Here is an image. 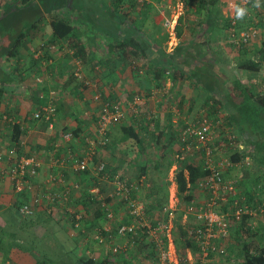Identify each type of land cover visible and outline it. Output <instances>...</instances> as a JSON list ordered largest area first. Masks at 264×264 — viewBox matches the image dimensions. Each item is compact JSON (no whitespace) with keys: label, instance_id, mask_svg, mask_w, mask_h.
<instances>
[{"label":"crops","instance_id":"obj_1","mask_svg":"<svg viewBox=\"0 0 264 264\" xmlns=\"http://www.w3.org/2000/svg\"><path fill=\"white\" fill-rule=\"evenodd\" d=\"M10 1L0 0V21L5 17V10ZM110 1L75 0L74 3L79 6L77 9L58 11L51 15L43 14L38 23L23 30L24 35L19 48L12 55L0 57V116L5 115L10 121L0 122V146L3 149L13 143L11 130L13 126H17L20 130L19 138L25 140L28 151L36 153L44 164L49 162V152L55 142L60 145V153H66L67 150L74 152L75 145L63 142L60 133L73 130L76 131V135L91 137L100 108V101H94L92 97L100 94L101 100L120 104L125 109V117L122 122L110 128L109 144L97 151L94 161H103L109 174L128 177L132 166L128 162L136 161L137 152H131L128 147L130 142L121 131L123 126L136 128L144 145L147 142L153 144L150 133L147 134L144 130L145 125L153 121V128L162 136L160 141L167 143L169 132L173 130L177 132L183 121H196L203 115L208 116L209 112L208 117L213 121H220L215 128L217 137L220 138L219 132L227 123L231 106L241 100L235 85L239 83L255 91V85L252 84L254 72L241 69L239 66L240 63L251 62L252 57L261 54L264 46L258 47L255 44L251 47L250 44L247 49H242L243 53L235 51L228 42L225 30L219 32L221 35L214 36L215 40L209 41V35H205L207 29L200 27L194 7H184L181 0H142L146 3V8L136 9L132 13L131 16L137 18L135 23L120 25L117 29L119 32L115 35L111 24L100 25L95 21L107 18V10L90 8L99 2L107 7ZM161 1L166 2L167 11L161 9ZM226 1L228 0H222L221 5ZM82 6H88V9ZM219 9L221 16L225 18L222 7ZM55 16L71 21L73 30L69 37L52 38L50 20ZM179 16L183 18V25L182 36L177 39L174 27ZM169 20H172L171 26H166L165 21ZM241 22L240 25L243 27L245 23ZM130 31L139 33L138 36L151 46L149 47L151 51H156V55L159 51L171 54L182 47L183 55L176 63L183 65L182 75L177 76L176 80L166 78L162 81L164 95L156 88L149 62L143 61L139 56L136 58L123 56L121 51L117 53L113 49L115 43L122 42ZM9 41L4 39L0 32V48L7 46ZM202 68H208L216 77L219 90L215 95H206L199 90L200 88H195L190 79L193 70ZM36 78L40 82H36ZM167 91L169 93L165 95ZM144 92L150 93V96L136 105V112L132 111L134 96ZM48 104H53L56 109L55 119L50 128L44 121H34L30 118L33 112ZM149 114L152 115L150 120ZM239 141L246 146L243 140ZM144 155L139 158L144 159ZM196 163L201 162L197 160ZM174 166L172 163L171 167ZM45 172L46 170L43 174ZM74 178L82 183V188L78 193L71 195L70 206L88 211L84 222L86 234L78 237L79 241L86 242L84 244L88 248V256L97 261L106 258L111 264H136L135 250L139 249L144 253V246L140 245L137 249L126 247L127 250H123L126 241L114 234L117 214L118 216L121 214L120 205L115 203L112 206L116 215L115 221H108L103 215L96 217V208L99 207L85 192L86 186L92 184V180L82 175ZM74 178L71 176L69 180L73 181ZM172 186L174 189L175 184ZM99 187L103 197L112 189L105 181L100 182ZM196 195V199L200 200V193ZM16 199L9 183L0 180V214L6 213L5 218L1 215L0 228H3L7 235L16 234L22 241L32 228L31 225L45 226L44 230L49 228L48 237H52L56 245L50 250L44 243L42 249L48 248L49 253L57 258V264H76L74 260H68L69 242L63 240L66 245H62L58 240L61 239L59 231L64 235L69 233L68 224L52 219L41 211L35 212L30 218H21L15 209L18 219H14L7 211L13 208ZM88 202L92 204L88 205L87 209L83 203ZM106 228L111 230L114 243L121 247L120 255H111L105 246L98 245L92 238L94 229ZM10 244L9 242L6 244L7 258L0 252V264L35 263L28 252Z\"/></svg>","mask_w":264,"mask_h":264},{"label":"built area","instance_id":"obj_2","mask_svg":"<svg viewBox=\"0 0 264 264\" xmlns=\"http://www.w3.org/2000/svg\"><path fill=\"white\" fill-rule=\"evenodd\" d=\"M220 7L225 18L229 20L226 34L228 42L235 46V50L247 49L250 44L251 47L255 44L258 47L264 46V0H259V6H256V0H228ZM237 8L247 10L242 19L236 16ZM241 21L245 25L237 29L236 25ZM165 25L171 26V21H165ZM251 62L257 66L252 84L255 85V92L262 96L264 49L261 54L252 57ZM36 82L40 80L36 78ZM92 98L100 101L92 136L75 135L72 130L60 133L63 142L75 145L74 152L67 150L66 153H60V145L55 142L49 152L50 160L44 164L36 153L28 151L22 138H18L5 149L0 146V180L9 183L17 198L18 216L30 218L35 212L41 211L52 219L71 225L73 234H86V215L81 210L72 208L70 202L71 195L82 188V183L74 177L88 174L92 184L86 186V195L97 201L106 220L115 221L117 218L114 234L126 241L122 249L146 246L143 252L146 251L147 254L135 250L136 264H213L230 256L228 237L231 229L240 223L243 216H263L264 212V180L252 188L258 196L257 201H254L246 199L245 195L236 190V178H228L229 174L247 170L252 164L248 149L239 141L233 128L223 126L219 138L215 128L220 121H213L203 115L196 121H183L178 129L180 147L176 159L195 163L198 160L203 170L208 172V175L195 183L194 190L200 193L201 199L194 197L188 203L183 202L180 210L182 216L178 223L185 228L182 239L190 240L194 244L197 251L193 253L188 248L177 249L174 244L173 231L179 206L175 188L162 210L156 214L148 213L147 202L141 198L139 186L129 184L119 175L111 179L105 163L94 161L97 151L109 144L110 128L124 120L125 109L116 102L101 100L100 94ZM140 101L144 100L140 96H134L132 111L136 112V105ZM55 115L54 105L48 104L33 112L30 118L44 121L50 128ZM151 118L152 115L149 114V120ZM0 122L10 121L2 115ZM149 127L153 128V121ZM173 169L175 171V166ZM71 176L73 181L69 180ZM102 181L108 182L112 187L105 197L99 187ZM112 202L120 205V216L117 214L116 217L114 214ZM101 230L105 232L104 235ZM92 238L113 255L121 250L114 243L109 228L94 229Z\"/></svg>","mask_w":264,"mask_h":264},{"label":"trees","instance_id":"obj_3","mask_svg":"<svg viewBox=\"0 0 264 264\" xmlns=\"http://www.w3.org/2000/svg\"><path fill=\"white\" fill-rule=\"evenodd\" d=\"M74 1L75 0H11L5 10V17L0 21L1 35L4 39L10 40L7 46L0 48V57L13 54L21 44L24 35L22 33L23 30L27 26L30 27L38 23L43 14L51 15L52 13L58 11L79 8ZM181 1L184 7H194V13L197 15L200 27H202V29H207L205 35H209V41L215 40L214 36H216V31H226V28L229 26V20L220 14L219 8L222 0ZM82 7L88 9V6ZM90 8L95 10L99 9L101 11L107 10V18L102 21H95L100 25H103L104 23L111 24L114 28L113 32L117 35L119 32L117 29L120 25L135 23L137 18L132 17V13H134L136 9L146 8V3L136 2V0H111L107 7L102 2H99V4L92 5ZM96 16L97 15L94 16L95 19L97 18ZM107 20H109V22ZM182 21V16H179L174 27V33L177 39L182 36ZM240 24L241 22H238L236 25L237 29L241 28ZM50 27L52 29L53 39L67 38L73 30L69 19L57 16L51 18ZM138 34L139 33L137 32L130 31L122 42L120 41L119 43H115L116 45L113 49H115L117 53L118 51H121L123 56H133L134 58L139 56L143 59V61L149 62L153 79L156 82V88H158L160 93L164 95V89L162 90V81L166 78L176 80L177 76L182 75L181 66L183 67V65L180 66L179 64H176L178 63L179 57L183 55L182 47H179L171 54L159 51L156 55V51H151V46H149L141 36L139 37ZM207 44L208 42H206V45ZM230 45L233 50L236 49L233 44L230 43ZM239 51H242L241 53H243L244 50L240 49ZM239 67L250 72H255L257 70V66L253 64V62L248 61L240 63ZM190 79L193 82L194 87L200 88L199 90L205 92L206 95H215L219 90L217 87L216 77L208 68L193 70L190 73ZM235 88L237 94L241 95V100L238 103H233L231 106L232 110L227 115V123L225 126H231L239 139L243 140V142L247 145L249 155H251L252 160L251 167L247 170H243L236 178V190L239 191L241 195H245L246 199L248 198L249 200L251 199L257 201L258 196L255 195L252 188L264 178V95L260 96L255 91H252L251 88H246L239 83L235 85ZM168 93L169 92L167 91L165 95H168ZM135 96H140L143 100H146L150 96V93H137ZM207 101L205 102L207 103ZM207 114L208 116L210 115L209 112ZM144 130L146 131L145 133H150V139L153 141L152 146L154 151L160 152V156H158L159 160L155 161L152 166L153 169L155 171H160V169L163 168L162 176L165 177L172 163L175 164L173 182L175 184L176 196L180 201L188 203L197 196L196 191L194 190L196 181L204 178L208 175V172L203 170L201 164L193 163L190 160L183 161L176 159L173 161V158H171L172 153L177 155L180 147L178 131L176 132L173 130L171 131L172 133L169 132V136L166 140L167 143H163L160 141L162 137L161 134H158L155 128H150L149 125H145ZM121 131L124 137L131 143V150H133V148L136 149L135 151L133 150V152H137V159L136 161L128 162V164H132L128 177L124 175L119 176L120 178L125 179L129 184L136 187L139 186L141 191L142 188L140 181L142 178L146 177L148 165L145 162V155L144 159H140L139 157L144 154L146 146L142 143L139 133L133 126H123ZM11 133L13 142H16L20 137L19 128L17 126H13ZM73 133L76 135V131H73ZM87 175L88 174H82V176ZM108 175L111 179L115 176L113 173H108ZM164 177H161L162 181L164 180ZM165 186L167 185L162 186L160 184L154 186L152 190H147L146 199L148 201H145L147 202L146 209L148 213L156 214L162 210L164 206H166L168 194L165 192ZM87 197L89 198V196ZM92 201L98 205L95 199ZM18 204L19 203L16 202L10 210L14 211L17 209ZM91 204H89V202L87 204L83 203L84 207L87 206V209L88 205ZM81 211L84 215H87L86 213L88 211L86 209V212L84 210ZM102 215L104 216V212L101 209L99 210V208H96V217ZM262 215L263 216L257 215L256 217L243 216L240 223L231 229L228 237L230 256L222 258L220 260L223 262L222 264H224V262L226 264H264V212ZM3 217H6V213H4ZM11 217L13 216L11 215ZM179 220L180 217L177 216V221L173 231L174 244L177 249L188 248L195 253L197 249L194 244L190 240L183 241L182 239L185 236V228L183 229V226L178 223ZM189 220L192 222V219ZM68 226L71 228V225L68 224ZM31 227L32 228L30 230L35 228V226L32 225ZM30 230L28 233L34 235L33 230L32 232ZM3 232V228H0V252L5 254V258H7V252H5L7 248L6 244L9 242L11 243L10 246H15L20 249L22 248V251L28 252L35 261L34 264H57V258L54 256L49 255L50 258L45 259V257L41 256V254H38L34 246L29 243L31 241L29 238L25 237V240L21 241L16 234L12 233L7 235L6 232H4L5 234H3ZM101 232L103 235L105 234L103 230H101ZM43 234L44 236L40 240L43 241V243H45L50 250L54 249L56 242L53 240H47V238H49L47 230H44L42 235ZM79 236H82V234H73L71 229L69 230V233H67V240H69V244L72 245V247L67 245L70 249L67 253L68 260H74L76 264H111V262L106 258L102 261H97L88 256V248L84 244L86 242H82V240L79 241ZM2 237H5V239ZM95 242L97 243V241ZM97 244L100 245L99 243ZM62 245L66 244L62 243ZM139 247L140 245L137 246V248ZM71 249L73 250L71 251ZM143 249L146 250V246H144ZM120 253L121 252L114 254V256L120 255ZM143 254H147V252L145 251ZM5 258L4 260H6ZM65 260L67 259L65 258Z\"/></svg>","mask_w":264,"mask_h":264},{"label":"rangeland","instance_id":"obj_4","mask_svg":"<svg viewBox=\"0 0 264 264\" xmlns=\"http://www.w3.org/2000/svg\"><path fill=\"white\" fill-rule=\"evenodd\" d=\"M160 6H161V9L163 8L165 11L168 10V6L166 5V2L161 1ZM171 8H172V6H171ZM169 21L172 22V20H169ZM215 34L217 36L218 35H221V33L217 32V31L215 32ZM145 145H146V150L144 151V154H145V157H146L145 162L147 163L148 166H147V174H146V177L145 178H142L141 181H140L141 182L140 183L141 184V188H142L141 191H140L141 198L144 199V200H146V201H148L146 199L147 198V194H146L147 190L148 189L149 190H152V188L154 186H157V185H160V184L162 186L163 185H167V186H165V192L168 194V196H169L170 193L173 194V192H174L173 186L171 187V185H173V176H172V172L174 171L173 167H170V169L166 173L165 177L162 176L163 168H161L160 171H155L152 166H153V164L155 163L156 160H159L158 159V156H160L159 155L160 152H158V151L155 152L154 149H152L153 148L152 144H148V142ZM128 147H130V149H131V143L129 144ZM133 150L135 151L136 149L133 148ZM133 150L131 152H133ZM171 158H173V161L176 160V155H174L172 153V157ZM240 173L241 172L233 173L232 175L229 174L228 175V178H237L240 175ZM161 177H164V180L163 181H162ZM178 201H179V206H177L176 215L178 217H180V221H181V216H182L181 214H182V212L180 210L183 207V202L180 201V200H178ZM113 204H115V202ZM9 212H10L9 214H11L13 216V218H15V219L18 218L17 215H16V213L13 210H10ZM1 215L3 216V214H0V218L2 217ZM43 227H45V226H43ZM43 227H41V225H36L35 228L32 229L33 230V234L35 236L34 235H31V233H28L26 236H24V238L26 237V238H29L31 240L29 243L34 246V248L36 249V251H37L38 254H41V256L45 257V259H49L50 258L49 255H51V254L48 252V248L46 250H43L42 249L44 243H43V241L40 240L44 236V234L42 235V233H41L42 230L44 231V228ZM46 228H47V226H46ZM48 229L49 228H47V230ZM32 230H30V231L32 232ZM65 234L66 235H64L61 231H59V237L61 239H58V240L60 242H62V243H64L63 240H65L67 242H70V241L67 240V233H65ZM47 240L51 241L52 240V237L47 238ZM67 245L69 247H71L70 246L71 244H67ZM181 252L183 253V250H181ZM222 263L223 262H218L217 261L216 263H213V264H222ZM224 264H226V263L224 262Z\"/></svg>","mask_w":264,"mask_h":264},{"label":"clouds","instance_id":"obj_5","mask_svg":"<svg viewBox=\"0 0 264 264\" xmlns=\"http://www.w3.org/2000/svg\"><path fill=\"white\" fill-rule=\"evenodd\" d=\"M256 6H259V0H256ZM246 9L244 8H237L236 9V16L238 19H242L246 13ZM246 148H247V145H246ZM248 149V148H247ZM249 151V150H248ZM174 183V182H173Z\"/></svg>","mask_w":264,"mask_h":264}]
</instances>
